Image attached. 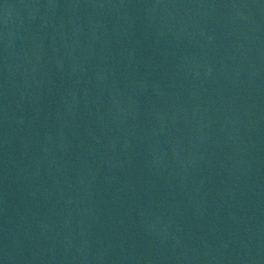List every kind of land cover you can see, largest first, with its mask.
Returning <instances> with one entry per match:
<instances>
[{"label":"water","instance_id":"water-1","mask_svg":"<svg viewBox=\"0 0 264 264\" xmlns=\"http://www.w3.org/2000/svg\"><path fill=\"white\" fill-rule=\"evenodd\" d=\"M0 264H264V0H0Z\"/></svg>","mask_w":264,"mask_h":264}]
</instances>
